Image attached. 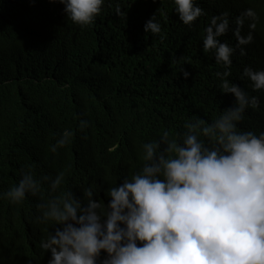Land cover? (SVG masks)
Returning a JSON list of instances; mask_svg holds the SVG:
<instances>
[{
  "label": "trees",
  "instance_id": "16d2710c",
  "mask_svg": "<svg viewBox=\"0 0 264 264\" xmlns=\"http://www.w3.org/2000/svg\"><path fill=\"white\" fill-rule=\"evenodd\" d=\"M214 4L220 13L241 15L251 7L258 15L245 55L237 48L228 68L203 47L211 19L202 15L185 25L174 0H105L89 26L67 19L59 0H0V232L14 234L0 245V264H48L51 258L40 241L57 226L37 220L38 205L58 193L45 182L41 193L13 203L4 194L22 172L37 178L63 172L59 191L83 201V190L92 188L94 199L107 205V189L142 168L143 144L160 141L165 131L181 142L186 123H211L234 104L222 93V79L236 80L259 100L246 108L238 129L264 130V90H254L243 75L245 67L264 69V10L258 0ZM153 14L158 34L144 31ZM225 71L227 77H217ZM80 120L88 121L83 131ZM65 130L73 133L71 143L53 152Z\"/></svg>",
  "mask_w": 264,
  "mask_h": 264
},
{
  "label": "clouds",
  "instance_id": "9594fccd",
  "mask_svg": "<svg viewBox=\"0 0 264 264\" xmlns=\"http://www.w3.org/2000/svg\"><path fill=\"white\" fill-rule=\"evenodd\" d=\"M214 1L198 0L203 10L196 0H174L175 11L189 26L202 15L211 19L203 47L228 68L237 48L245 55L258 15L251 7L241 15L220 13ZM59 2L67 19L89 26L105 0ZM258 2L264 10V0ZM116 13L125 15L119 6ZM144 31L161 32L156 14ZM181 73L185 79L190 76L184 68ZM229 74L216 73L222 78ZM243 75L254 90H264V69L245 67ZM233 83L222 79V93L231 94L234 104L211 123H186L181 142L165 131L160 141L143 144L142 168L107 189V205L94 199L92 188L83 190V201L71 190L59 191L63 172L40 178L22 172L18 184L4 194L13 203L41 193L45 182L51 193H58L38 205L37 220L57 226L40 241L41 249L51 254L48 264H98L101 253L106 256L100 264H264V130L257 135L237 127L246 108L258 107L259 100ZM87 127L88 121L80 120V130ZM72 136L65 130L51 150L71 143ZM13 236L0 232V245Z\"/></svg>",
  "mask_w": 264,
  "mask_h": 264
},
{
  "label": "rangeland",
  "instance_id": "374dc122",
  "mask_svg": "<svg viewBox=\"0 0 264 264\" xmlns=\"http://www.w3.org/2000/svg\"><path fill=\"white\" fill-rule=\"evenodd\" d=\"M207 2H208V0H207ZM213 11H209V14L211 15V16H213Z\"/></svg>",
  "mask_w": 264,
  "mask_h": 264
}]
</instances>
